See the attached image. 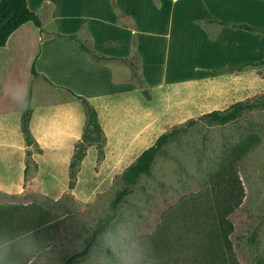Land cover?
<instances>
[{
  "label": "rangeland",
  "instance_id": "rangeland-1",
  "mask_svg": "<svg viewBox=\"0 0 264 264\" xmlns=\"http://www.w3.org/2000/svg\"><path fill=\"white\" fill-rule=\"evenodd\" d=\"M73 24L63 26L71 30ZM251 28L206 32L212 43L215 34L227 42L211 46L219 59L213 51L208 55L206 45H181L176 51L163 46L143 66L150 78L163 76L157 83L147 81L138 60L129 56L130 93L98 104L101 133L89 129L81 144V139L31 141L27 148L14 123L0 131L8 138L0 141V229L32 230L51 249L35 259L20 257L18 264H64L82 249L111 211L124 186L123 171L159 135L264 95V33ZM77 36L92 46L86 34ZM187 60L194 68L182 77ZM26 75L20 66L18 94ZM45 89L42 83L32 86V108L48 100L74 101ZM33 129L42 131L38 121ZM245 142L249 148L241 152ZM77 149L84 157L71 169ZM118 210L136 221L155 264H264V109L223 125L202 121L172 138ZM86 257L74 264H85Z\"/></svg>",
  "mask_w": 264,
  "mask_h": 264
},
{
  "label": "crops",
  "instance_id": "crops-1",
  "mask_svg": "<svg viewBox=\"0 0 264 264\" xmlns=\"http://www.w3.org/2000/svg\"><path fill=\"white\" fill-rule=\"evenodd\" d=\"M260 1L264 3V0H26L28 8L40 19L42 31L27 22L0 47V131L12 122L22 134L20 120L24 106L19 101L24 90L32 94L31 88L37 83L46 86L47 94L56 96L61 92L74 101L59 105L48 100L43 101L40 109L32 108L29 130L33 143L81 139L84 107L71 93L89 101L96 110L98 104L110 98L120 101L130 93L128 64L119 60L95 63L76 42L56 34L74 35L105 57L129 60L133 55L140 63L142 76L157 83L163 76L154 80V76L150 78L144 73L143 66L150 57H157L163 46H172L176 51L181 45H206L211 48L208 55L213 51L219 59V51L211 46H224L227 42L215 34L212 43L206 32L215 33L228 26L233 31L241 29L231 25L264 30V16H260L264 5L260 7ZM66 21H73L71 30L64 28ZM80 32L86 34L92 46L77 36ZM231 44L235 46L236 42ZM189 61L187 73L181 74L182 77L193 71L194 64L190 66ZM32 65L38 73L34 79ZM20 66L25 68L27 78L19 94L15 89L17 100H13L10 86L15 85ZM37 121L41 132L33 129ZM2 138L7 136H0V141ZM24 146L30 147L25 140Z\"/></svg>",
  "mask_w": 264,
  "mask_h": 264
},
{
  "label": "trees",
  "instance_id": "trees-1",
  "mask_svg": "<svg viewBox=\"0 0 264 264\" xmlns=\"http://www.w3.org/2000/svg\"><path fill=\"white\" fill-rule=\"evenodd\" d=\"M27 22H31L36 28L39 29L40 32L42 31L40 19L33 11L28 8L26 0H0V47H3L6 44V41L12 32H14L22 24H25ZM231 26L248 31L253 30L247 25ZM261 32L264 33V30H261ZM56 36L60 38L71 39L76 42L78 46L82 49V51L90 58V60L95 63H105L112 60H119L128 65L130 64L128 59H116L96 54L90 47L86 46L85 43H83L74 35L56 34ZM31 75L33 79L38 77V73L36 72L34 65H32L31 67ZM44 80L49 82L46 78H44ZM71 94L76 99H78L84 107L85 121L81 141L79 142V144H81L86 141V139H88L89 129L92 131V133H96L98 135L101 133V129L98 125L97 113L94 106L86 99L76 96L73 93ZM28 98L30 103L27 107H24V111L20 120V128L22 134L24 135L26 145H29L31 141L33 142L29 130V121L33 111L30 90L28 91ZM256 109H264V95H261L260 97L255 98L253 100L236 102L226 110H213L208 113L202 114L197 119L188 120L184 126L174 128L159 135L155 142L150 147L142 151L140 155L136 158V160L123 171L121 177L124 186L114 198L111 204V211L118 210V206L128 194L130 187L136 184L137 180L141 175H149L151 173L152 164L155 158L172 138L183 132H186L190 127L194 126L199 122L204 121L209 124L223 125L235 121L245 112ZM249 144V142L242 143V145L240 146V151L245 152L249 148ZM83 157L84 151H80L77 149L76 152L72 155L70 168L73 169L74 166L83 159ZM106 218L107 216H105L99 226L95 228L85 246L82 249L73 253L70 257H68L64 264H74L77 262V260L87 256L88 248L94 240V234L100 230V227L106 222Z\"/></svg>",
  "mask_w": 264,
  "mask_h": 264
},
{
  "label": "clouds",
  "instance_id": "clouds-1",
  "mask_svg": "<svg viewBox=\"0 0 264 264\" xmlns=\"http://www.w3.org/2000/svg\"><path fill=\"white\" fill-rule=\"evenodd\" d=\"M17 87L10 86L9 95L13 100H17ZM19 102L24 107L29 105L26 89ZM44 250L50 251V246L45 249L44 242L35 237L32 230L11 232L7 228L0 229V264H18L20 257L27 256L35 259ZM85 264H155V256L136 221L120 210H112L94 234Z\"/></svg>",
  "mask_w": 264,
  "mask_h": 264
}]
</instances>
